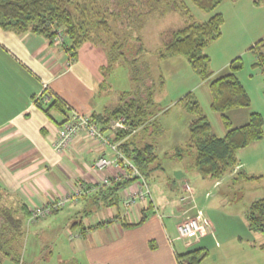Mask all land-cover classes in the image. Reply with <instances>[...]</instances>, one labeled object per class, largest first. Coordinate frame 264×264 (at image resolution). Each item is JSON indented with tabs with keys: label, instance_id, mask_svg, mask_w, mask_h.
Wrapping results in <instances>:
<instances>
[{
	"label": "crops",
	"instance_id": "0c3cea01",
	"mask_svg": "<svg viewBox=\"0 0 264 264\" xmlns=\"http://www.w3.org/2000/svg\"><path fill=\"white\" fill-rule=\"evenodd\" d=\"M86 46L82 45L77 59L70 64L69 54L61 45L32 33L18 35L0 28V199H14L11 203L25 204L31 211L34 207L57 202L81 185L98 183L102 176L122 172L114 167L94 171L92 166L97 159H111L113 153L83 135L65 151L56 152L52 143L58 124L64 118L60 122L51 121L38 106H46L57 98L69 109L68 115L73 112L92 115L112 107L104 96L98 99L102 94L100 68L105 60L101 57L98 63H83L82 49ZM254 145L240 150L236 168L213 182L211 188H219L226 181L233 182L238 171L247 169L250 157L244 156V152ZM144 180L148 185L147 179ZM131 191L129 185L120 192L119 217L116 213L112 219L103 218L91 225L95 226L91 230L83 224L86 229L83 236L79 235L80 230L76 232L72 238V258L77 259L76 264H179L178 255L198 248L208 253L200 264H264L262 245L256 248L233 243V233L240 240L234 224H224L220 218L218 223L214 222L204 212L210 232L191 242L178 239L177 226L198 210L202 211L203 203L200 206L191 203L172 213L165 204V222L151 216L139 223L147 210L156 208L157 202L159 207L162 204L150 191L149 199L136 201L126 208L125 198ZM86 199L93 198L81 196L66 205L74 208L78 215L86 204L96 205ZM191 200L198 202V199ZM62 208L51 215H57ZM23 218L26 221L27 218ZM123 220L132 226H122ZM217 232L221 240L213 247L206 239L212 238L208 234L212 236ZM209 247L213 248L212 255Z\"/></svg>",
	"mask_w": 264,
	"mask_h": 264
},
{
	"label": "trees",
	"instance_id": "16d2710c",
	"mask_svg": "<svg viewBox=\"0 0 264 264\" xmlns=\"http://www.w3.org/2000/svg\"><path fill=\"white\" fill-rule=\"evenodd\" d=\"M113 1L117 7L115 11L110 10ZM190 1L203 12L215 10L222 2V0ZM256 3L264 4V0H256ZM168 11L179 13L185 19V25L171 33L170 38L157 52V59L166 61L182 56L200 80L210 79V108L220 115L226 129L224 136L218 137L212 132L210 123L191 93L183 96L177 104L194 117L188 125L186 146L195 153L193 168L202 177L218 181L236 168L239 163L237 153L240 150L263 138V121L258 113H250L248 121L238 127H232L230 118L226 115L231 110L247 108L250 105V98L237 77V72L242 68L241 59L236 58L229 64L230 72L214 78L210 69V58L204 54V49L221 35L224 22L221 14H214L207 21L197 22L186 0H0V28L18 35L32 33L48 41H53L56 33L60 31L64 36L66 51L73 60L77 59L79 49L86 43L102 46L107 53V64L100 69L104 77L114 70L118 62H125L129 68L132 90L119 94L116 106L106 108L102 113H93L90 119L96 122L103 132L108 130L112 121L124 119L127 129L118 131L113 141L118 143L119 151L134 164L141 177L145 179L152 170L157 169L155 166L157 155L155 145L140 142L154 133L151 128L158 114L162 110L166 111V108H159L155 101L150 69L139 58L143 48L139 46L132 55L126 47L125 37L122 36L111 43L109 39L113 35V26L122 31L131 30L135 26L140 29L146 17L154 13L163 15ZM138 40L140 41L139 38ZM253 66L263 68L264 75V55L258 56ZM104 84L106 83L103 80L100 84L101 90L104 89ZM35 103L37 104L38 100ZM38 106L51 121L56 122L50 112L56 111L61 114L64 120L58 124L59 126L69 118L67 114L69 109L60 99L55 98L46 106L42 104ZM176 150L177 156L181 158L182 148L177 147ZM258 179L259 177L238 171L232 181L249 182ZM135 180L136 177L100 186L83 196L92 197L93 199L86 200L93 201L103 208H118L120 192ZM0 204V264H2V258H12L15 244L23 238V217L28 219L31 211L25 204L16 209L4 202ZM58 210L52 212L56 213ZM18 211L22 216L17 215ZM117 215L119 217L118 213ZM147 217V214L143 215L139 223L144 222ZM246 219L250 231L264 234V198L249 205ZM71 226L75 229L80 228L79 235H84L86 229L82 221L74 222ZM122 226L129 227L132 224L123 220ZM94 227L90 226L89 230ZM151 247L153 248V245ZM261 248L264 249V244ZM207 255L206 250L198 248L178 255L177 260L179 264H200ZM17 262H20L19 259Z\"/></svg>",
	"mask_w": 264,
	"mask_h": 264
},
{
	"label": "rangeland",
	"instance_id": "374dc122",
	"mask_svg": "<svg viewBox=\"0 0 264 264\" xmlns=\"http://www.w3.org/2000/svg\"><path fill=\"white\" fill-rule=\"evenodd\" d=\"M113 3L115 2L113 1ZM113 3L110 5V10L115 11L117 7L116 3L115 5ZM186 3L197 22L207 21L212 15L218 13L223 16L224 22L220 37L204 49V54L210 58L213 77L230 72L229 64L236 58H240L242 61V68L237 72V77L250 98V105L247 108L231 110L226 115L230 118L232 127L244 125L243 122L248 121L249 114L252 112L261 116L263 138L259 144L255 143L252 148L244 152V156L249 155L250 157L249 166L245 169L246 173H255L249 175L259 177V179L249 182L239 180L230 183V181H226L219 188H211L215 180L202 177L193 168L195 153L187 149L186 146L188 144V125L194 117L177 102L186 94L191 93L210 123L212 132L216 136L222 137L226 133V129L220 115L210 108V79L200 80L182 56L166 61L157 59L159 49L170 38L174 30L185 25V19L177 12L168 11L163 15L154 13L146 17L144 23L139 27L140 29L135 26L131 30L122 31V29L113 26V35L110 36L109 43L123 36L126 38V47L129 48L132 55L139 46L143 48L139 58L150 69L155 101L159 108H166V111L162 110L158 114L151 128L154 133L140 142L155 145L157 155L155 166L157 169L152 170L146 179L149 185L147 187L150 188L149 192L151 191L155 197L158 196L159 198L156 199H159L162 204L159 207L157 202L156 208L147 210V215L149 218L154 216L165 222L167 214L163 212L165 208L168 207L167 210L172 213L174 210L179 212L181 209H185L186 205L190 206L191 203L192 205L199 204V206L203 203L202 211L198 210L194 216L188 217L186 220L195 218L199 211L202 212V216L207 222L203 212L214 222L218 223V218H220L224 224L226 222L234 224L240 240L234 237L233 233V243L259 248L264 244V234L248 229L246 211L253 201L264 198V75L263 68L253 66L257 62V57L264 55V4L256 3V0H222L215 10L203 12L190 0H186ZM58 34L63 38L61 43L55 41ZM55 37L53 42L66 50L63 34L58 31ZM85 45L88 46L82 49L83 63L90 65L91 62H100L99 59L103 57L105 60L103 65L107 64V53L104 47L93 44ZM106 47L108 46L106 45ZM69 58L73 62L70 54ZM100 77L101 81L104 80L106 84H104L105 87L101 90L102 94L98 99L104 96L105 101L112 104L110 108L118 104L119 94L132 90L129 68L123 61L118 62L114 70L106 77L100 70ZM51 114L56 122H60L64 118L56 111ZM177 147L182 148L181 158L177 156ZM258 154L262 157H258ZM186 184L189 186L188 193L185 191ZM149 197L150 195L144 199H149ZM183 197L185 199H182ZM191 199H198V202L193 203L194 200ZM2 202L14 209L19 207L16 203H11L14 202V199H0V203ZM165 204L167 207L164 206ZM84 207L82 208L85 210L78 215L74 208L66 205L57 215L50 213L33 222H30L29 219L25 221L23 218L24 236L15 244L12 258H2V264L77 263V259L72 258V238L79 228L73 231L70 228L71 224L82 221L86 227L91 226L103 218L105 220L112 219L117 213V209L120 208L108 207L105 209L101 205L94 206L90 203ZM120 213H122L121 209ZM17 215L22 216L20 211L17 212ZM208 232H210V227L207 229ZM208 235L212 238H207L206 242L211 243L213 247L217 241L221 240L218 237V232L212 236ZM195 239L182 241L191 242ZM211 249L213 248H208L211 252L210 255L213 254ZM17 259L20 262H17Z\"/></svg>",
	"mask_w": 264,
	"mask_h": 264
},
{
	"label": "built area",
	"instance_id": "2783aa9c",
	"mask_svg": "<svg viewBox=\"0 0 264 264\" xmlns=\"http://www.w3.org/2000/svg\"><path fill=\"white\" fill-rule=\"evenodd\" d=\"M55 41L61 43L63 41L62 36L58 34L55 37ZM69 63L71 64L72 60H70ZM126 129L123 118L112 121L108 130L103 132L101 127L90 119V116L75 112L70 113L68 120L57 129L55 140L52 143L54 150L58 153L65 151L76 138L83 135L88 140L95 141L100 146L108 148L113 153L111 159L104 157L97 159L92 166L94 171L102 172L107 168L114 167L121 169L122 172L117 175L102 176L99 182L93 185H81L77 190L64 195L57 202L50 205L34 207L30 212L29 221L33 222L41 217L47 216L53 210L64 207L68 202L92 192L97 187L108 186L113 182H120L134 177H136V180L130 184L132 186V191L128 193V196L125 198L124 206L129 208L136 201L145 200L144 198L150 195L145 180L141 177L134 164L126 159L119 151L118 143L113 141L118 131ZM185 189L188 193L189 186L187 184ZM185 197L182 199H185ZM209 227V223L203 218L202 212L199 211L195 218L183 221L177 226V236L178 239H197L201 236H205Z\"/></svg>",
	"mask_w": 264,
	"mask_h": 264
}]
</instances>
